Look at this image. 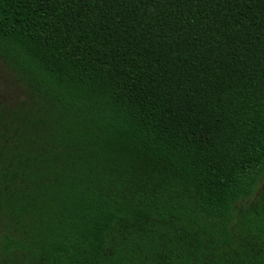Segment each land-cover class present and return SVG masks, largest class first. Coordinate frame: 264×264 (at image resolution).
<instances>
[{
	"label": "trees",
	"instance_id": "trees-1",
	"mask_svg": "<svg viewBox=\"0 0 264 264\" xmlns=\"http://www.w3.org/2000/svg\"><path fill=\"white\" fill-rule=\"evenodd\" d=\"M0 264H264V0H0Z\"/></svg>",
	"mask_w": 264,
	"mask_h": 264
},
{
	"label": "rangeland",
	"instance_id": "rangeland-1",
	"mask_svg": "<svg viewBox=\"0 0 264 264\" xmlns=\"http://www.w3.org/2000/svg\"><path fill=\"white\" fill-rule=\"evenodd\" d=\"M26 97V91L23 85L17 81L14 75L0 59V101L7 105H15ZM264 188V175L259 185Z\"/></svg>",
	"mask_w": 264,
	"mask_h": 264
}]
</instances>
